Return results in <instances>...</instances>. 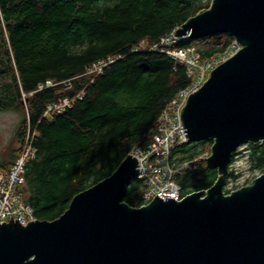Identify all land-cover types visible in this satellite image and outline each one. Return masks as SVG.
I'll return each mask as SVG.
<instances>
[{
    "label": "trees",
    "instance_id": "trees-1",
    "mask_svg": "<svg viewBox=\"0 0 264 264\" xmlns=\"http://www.w3.org/2000/svg\"><path fill=\"white\" fill-rule=\"evenodd\" d=\"M208 5L201 0H0V111L21 112L17 142L29 131L36 148L24 166L21 192L35 219L58 218L76 194L110 176L134 147L151 142L161 110L190 80L184 64L159 50L135 48L142 41L157 43ZM233 41L222 33L177 45L195 46L208 58ZM117 55L96 77L85 73L93 62ZM47 80L53 85L38 89ZM81 91L71 108L42 116L48 104ZM211 144L186 142L173 150L177 162L198 160L177 179L183 195L216 181L217 170L200 160ZM17 153L9 149L0 169H8ZM244 153L252 178L264 172V145L247 143L234 152L229 178L238 179L234 164ZM142 187L136 180L124 200L141 206ZM230 192L226 185L224 193Z\"/></svg>",
    "mask_w": 264,
    "mask_h": 264
},
{
    "label": "water",
    "instance_id": "water-1",
    "mask_svg": "<svg viewBox=\"0 0 264 264\" xmlns=\"http://www.w3.org/2000/svg\"><path fill=\"white\" fill-rule=\"evenodd\" d=\"M185 21L178 37L226 33L240 46L180 115L187 143L212 141L204 160L217 170L214 184L131 206L124 197L138 163L129 153L58 218L1 223L0 264H264V172L224 193L234 152L264 145V0H212Z\"/></svg>",
    "mask_w": 264,
    "mask_h": 264
},
{
    "label": "built area",
    "instance_id": "built-area-1",
    "mask_svg": "<svg viewBox=\"0 0 264 264\" xmlns=\"http://www.w3.org/2000/svg\"><path fill=\"white\" fill-rule=\"evenodd\" d=\"M177 28L160 37L153 45L140 42L135 51L148 50L166 54L173 60L184 64L190 83L180 89L167 105L161 110L157 118L156 126L151 130L153 136L151 142L145 147H134L130 154L137 159V180L141 182L143 192V204L149 203L153 197L160 193H167L176 201H180L183 195L178 177L187 169H193L198 160L177 162L173 156V150L179 145L186 143V132L180 123L181 110L186 105L188 96L197 91L207 80L211 70L235 54L240 46L233 41L225 50L211 57L203 58L195 46L178 47L180 40L187 37H178L175 34ZM117 56H106L87 66L85 73L95 76L102 73L104 68L113 63ZM49 80L40 84L38 89L52 86ZM70 86V85H67ZM83 96V91L75 97L60 98L56 102L48 104L43 117H50L54 112H62L71 108L77 98ZM28 131L21 142L18 153L8 169H0V224L8 222L12 218L26 225L35 220L30 205L26 202L22 192L25 184L24 173L26 164L35 158L36 148L32 145L31 135ZM210 152H206L200 158L204 160ZM205 163V160H204ZM12 216V218H11Z\"/></svg>",
    "mask_w": 264,
    "mask_h": 264
},
{
    "label": "rangeland",
    "instance_id": "rangeland-1",
    "mask_svg": "<svg viewBox=\"0 0 264 264\" xmlns=\"http://www.w3.org/2000/svg\"><path fill=\"white\" fill-rule=\"evenodd\" d=\"M201 1L204 4L209 3L208 7H210V4L212 2V0ZM144 43L147 44L145 41ZM200 45H204V43H200ZM20 116L21 112L19 111H0V163L9 160V149L13 148L19 150L21 142H17L16 133L21 121ZM234 165L237 168L239 177L237 180L228 177L225 184V186L229 185V189L231 190V192L243 186L250 185L252 180L263 173L257 172V175L254 178L251 177L252 174L250 171L249 159L246 153L241 154L239 158L235 160ZM134 183H136V180L132 182V184Z\"/></svg>",
    "mask_w": 264,
    "mask_h": 264
},
{
    "label": "clouds",
    "instance_id": "clouds-1",
    "mask_svg": "<svg viewBox=\"0 0 264 264\" xmlns=\"http://www.w3.org/2000/svg\"><path fill=\"white\" fill-rule=\"evenodd\" d=\"M137 180V179H136Z\"/></svg>",
    "mask_w": 264,
    "mask_h": 264
}]
</instances>
